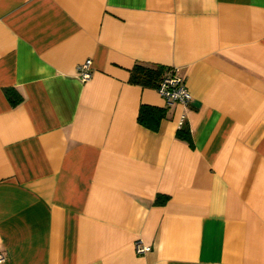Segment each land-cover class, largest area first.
I'll return each mask as SVG.
<instances>
[{"label": "crops", "instance_id": "0c3cea01", "mask_svg": "<svg viewBox=\"0 0 264 264\" xmlns=\"http://www.w3.org/2000/svg\"><path fill=\"white\" fill-rule=\"evenodd\" d=\"M139 64L177 69L189 105ZM0 253L264 264V0H0Z\"/></svg>", "mask_w": 264, "mask_h": 264}, {"label": "built area", "instance_id": "2783aa9c", "mask_svg": "<svg viewBox=\"0 0 264 264\" xmlns=\"http://www.w3.org/2000/svg\"><path fill=\"white\" fill-rule=\"evenodd\" d=\"M78 75L82 81H86L91 77V60H86L78 66ZM156 90L168 103H178L183 107H187L191 101V95L186 87L184 76L175 68L161 76ZM184 122L185 114H181L177 123L178 128L182 127ZM134 250L138 254H143L150 251L151 247L145 244L142 239H136ZM3 260L4 256L0 253V263Z\"/></svg>", "mask_w": 264, "mask_h": 264}, {"label": "trees", "instance_id": "16d2710c", "mask_svg": "<svg viewBox=\"0 0 264 264\" xmlns=\"http://www.w3.org/2000/svg\"><path fill=\"white\" fill-rule=\"evenodd\" d=\"M164 71L165 69L162 66L151 67L141 64L135 65L131 70L130 80L143 86L156 87ZM4 93L11 105H16L22 100V97L15 89L6 88L4 89ZM151 110L152 109L148 107H141L138 120L144 122L147 113ZM178 137L186 139L191 143L190 131L184 125L178 129ZM166 199V197H161L159 201L160 203H164Z\"/></svg>", "mask_w": 264, "mask_h": 264}]
</instances>
